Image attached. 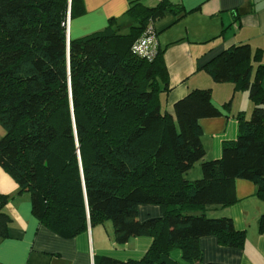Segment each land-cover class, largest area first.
I'll use <instances>...</instances> for the list:
<instances>
[{"label": "trees", "instance_id": "obj_1", "mask_svg": "<svg viewBox=\"0 0 264 264\" xmlns=\"http://www.w3.org/2000/svg\"><path fill=\"white\" fill-rule=\"evenodd\" d=\"M165 9L173 7L134 0L127 15L136 25L127 34L110 21L68 40L67 21L81 14L82 0H0V168L29 196L37 221L62 238L108 221L119 244L153 239L140 260L95 264H176L167 256L173 249L194 263L205 237L242 249L244 233L230 218L206 212L235 202V180L253 183L264 200V65L253 70L242 45L203 67L213 82L246 90L252 103L247 120L237 118L236 140L222 144L219 160H206L199 122L221 116L211 91H190L171 116L162 109L169 91L162 51L150 62L131 51ZM196 163L201 178L189 181ZM8 200L0 196V240ZM141 206H157L161 217L140 222Z\"/></svg>", "mask_w": 264, "mask_h": 264}, {"label": "crops", "instance_id": "obj_2", "mask_svg": "<svg viewBox=\"0 0 264 264\" xmlns=\"http://www.w3.org/2000/svg\"><path fill=\"white\" fill-rule=\"evenodd\" d=\"M134 0H82L81 14L68 19L67 39H79L102 31L110 21L119 34H127L135 20L127 15ZM151 9L160 3L172 6L153 22L169 91L162 97V109L173 116V105L190 91L209 89L213 106L221 116L199 122L201 143L206 160L221 158L222 144L235 141L240 116L247 120L252 109L248 92L237 85L215 83L203 67L225 50L247 45L250 66L264 65V0H141ZM264 87V81L261 83ZM242 115V116H241ZM3 131L0 128V139ZM185 178H201L196 163ZM255 185L235 180V202L225 208L211 207L209 218H230L236 231L244 233L242 249L221 246L215 237L199 240L200 260L182 259L180 250H170L168 259L176 264H264V200L257 196ZM8 196L4 212L9 216L7 238L0 240V264H95L106 257L118 261L140 260L150 249L148 236L130 238L119 244L113 240L110 222L90 226L73 238H62L41 225L31 213L27 194H18L17 184L0 168V196ZM161 217L158 207L141 206L140 222Z\"/></svg>", "mask_w": 264, "mask_h": 264}, {"label": "built area", "instance_id": "obj_3", "mask_svg": "<svg viewBox=\"0 0 264 264\" xmlns=\"http://www.w3.org/2000/svg\"><path fill=\"white\" fill-rule=\"evenodd\" d=\"M68 42V40H67ZM132 53L147 61H152L158 52V43L155 29L148 25L143 35L131 46Z\"/></svg>", "mask_w": 264, "mask_h": 264}, {"label": "rangeland", "instance_id": "obj_4", "mask_svg": "<svg viewBox=\"0 0 264 264\" xmlns=\"http://www.w3.org/2000/svg\"><path fill=\"white\" fill-rule=\"evenodd\" d=\"M194 167V166H193ZM150 207H157V206H150Z\"/></svg>", "mask_w": 264, "mask_h": 264}]
</instances>
